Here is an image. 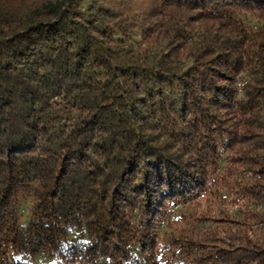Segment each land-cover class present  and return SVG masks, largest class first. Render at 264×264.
<instances>
[{"label":"trees","instance_id":"obj_1","mask_svg":"<svg viewBox=\"0 0 264 264\" xmlns=\"http://www.w3.org/2000/svg\"><path fill=\"white\" fill-rule=\"evenodd\" d=\"M0 264H264V0H0Z\"/></svg>","mask_w":264,"mask_h":264},{"label":"rangeland","instance_id":"obj_2","mask_svg":"<svg viewBox=\"0 0 264 264\" xmlns=\"http://www.w3.org/2000/svg\"><path fill=\"white\" fill-rule=\"evenodd\" d=\"M183 212L188 214V211H187V210H184ZM23 213L26 214L27 212H26V211H23ZM183 224H184V223H180V222H178L176 225L182 227ZM163 234H164V230H163V232H162V235H163Z\"/></svg>","mask_w":264,"mask_h":264}]
</instances>
